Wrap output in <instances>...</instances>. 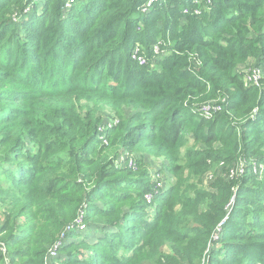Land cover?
I'll return each instance as SVG.
<instances>
[{
    "label": "trees",
    "instance_id": "16d2710c",
    "mask_svg": "<svg viewBox=\"0 0 264 264\" xmlns=\"http://www.w3.org/2000/svg\"><path fill=\"white\" fill-rule=\"evenodd\" d=\"M145 1L87 0L65 19L67 0L44 1L40 14L34 0H0V206H8L6 214L0 208V236L9 234L1 242L10 264H48L51 244L85 205L92 209L86 223L105 220L110 231L94 226L103 235L88 233L95 239L87 241L73 228L58 264H251L264 257L256 242L264 241V187L251 164L239 185L231 175L240 159L264 163V94L245 86L237 70L247 60L264 68V0H212L201 17L184 15L191 0H162L147 16L137 11ZM16 6L29 8L21 37ZM181 18L189 23L180 26ZM158 35L166 54L146 71L130 54ZM218 98L226 103L211 120L195 114ZM103 105L136 112L100 140ZM189 140L206 149L187 151L183 162L179 150ZM139 146L166 160L175 182L152 205L144 200L150 164L137 160L138 172L115 166ZM220 162L208 191L207 173ZM127 187L140 199L122 218L114 217L117 207L103 210L105 194L117 206L129 202L116 191ZM181 192L188 197L176 210ZM244 241H255L254 251Z\"/></svg>",
    "mask_w": 264,
    "mask_h": 264
},
{
    "label": "rangeland",
    "instance_id": "374dc122",
    "mask_svg": "<svg viewBox=\"0 0 264 264\" xmlns=\"http://www.w3.org/2000/svg\"><path fill=\"white\" fill-rule=\"evenodd\" d=\"M34 1L37 2V11H38V14H40V11L42 9H44V6H45L44 1L46 2V0H43V1L34 0ZM86 1L87 0H67V3L64 5L63 10H62L63 17L66 19V17L68 16V13H69L68 12L69 9H71L72 7H75L77 5H81V4L85 3ZM168 1L171 2L173 0H167L165 3H168ZM157 3H162V0H146L143 5H145L147 7L148 4H150V8H149L150 10L149 9L144 10L143 8H141L140 10H137V11H140L144 15L146 14L148 16ZM141 7H142V5H141ZM213 7H214V2L212 0H191V7L184 9V15H186V16L190 15L193 17H201L200 16L201 13H209V11H211L213 9ZM28 10H29V8H27L24 12H22L20 10L19 6L13 7V9H12V12L14 11V16L12 17V21L15 23V25L17 27H19L17 35H19L20 37L24 36L25 30H24L23 22L26 20L25 15L27 14ZM188 23H189L188 19L181 18L180 26L181 25H187ZM162 24H163L162 21L158 22V25H162ZM143 30H144V28H143V26H141L139 32H142ZM158 40L160 42H157V43H162L163 46H164L163 42L167 43V40L164 38L163 35L162 36L158 35V36L152 37L151 45L149 47H147L146 45H144L142 43H136L133 47L134 50L138 49L139 54L143 55L147 59V65L145 66L146 68H144L146 71H151V72L154 71L153 69L155 67L152 68V66L157 64L156 62L153 61L152 44ZM164 54H165V51H164ZM163 58H164V55H163ZM258 68L259 67L255 64V62L253 64V62L251 60H247L244 64L240 65L237 68V70L240 71L241 73H243L244 77L242 79L244 80L245 83H247V85H245V86L260 88V91L262 92L261 95H262V94H264V87H260L259 85H260V81L262 79H264V68H261V69H258ZM257 69L259 70V72L255 71ZM36 70L38 72H42L39 68H36ZM26 72H27V70H26ZM254 75L260 76V80L258 81L257 85H254L253 83L248 82V80H249L248 77H251ZM34 77L40 78V75H35ZM68 80H69V78H68ZM223 100L225 102L222 105L221 102ZM216 103H219V104L221 103L222 109H224V106L226 103V98H218ZM82 104L85 105L84 102ZM102 107L103 108L101 110V113H102V117H103L102 119L103 120H102V126L99 129V133L101 134L100 140L103 137H105V138L107 137L108 130L111 129L112 127H114L121 120L122 117L123 118L129 117L136 112V110L134 108H131V107H125L122 109H114V110L110 106H107V105H103ZM263 111H264V109H263ZM256 112H257V109L254 108L253 114L250 115L251 119L254 117ZM229 119H232V115L229 116ZM233 121H236V120H233ZM29 145L31 146V145H33V143L31 142V144H29ZM100 146L101 147H108L107 139L105 141H101ZM195 148H197V149L199 148L201 150L206 149V147L204 145H202L200 143L198 144L196 142L193 143L192 140H189V142H185L184 145L179 150V158L180 159L182 158L181 161H183V162L185 161V159H183V156L187 151L196 150ZM218 150H221V147H215L214 148V151H218ZM216 153H220L221 155H223L222 152H216ZM262 153L264 154V151ZM139 159H142L143 163L146 162V163L150 164L149 166L144 164V169L146 170V173L148 174L149 185L151 187V190L148 189V191L151 193L145 194L144 200H145L146 205H152V203H153L152 199H154V197L156 195H158L160 193H164L167 189L172 187L175 184V182L166 169V167H167L166 160H164V159L156 160V158L154 159L151 156V154L142 146L132 148L131 150L125 152L124 155L122 156V158H120L119 160H116L115 166L119 169H124V167L126 166V167L134 170V172H138L139 169H137V167H136V162ZM256 160L257 159H254V160L250 161L249 163H247L243 159H240L235 163L234 170H233L234 171L233 181L235 183H237V185H239L238 181H239L240 177L242 176V173L239 171V167H240V164L244 163L246 165L251 164L253 166V168L256 169V174H254L256 177L255 182L259 183L260 185H262L264 187V163L256 165L255 164ZM130 164H132V165H130ZM223 167L224 166L222 165L221 162L219 164H217L215 167H211L209 173H207V178H205L207 180L204 179L205 180L204 185L207 189L209 188L210 184H212L217 177H220L221 172L223 170ZM5 170H3V168L0 169V177L3 175V171H5ZM125 184H128V182H125ZM142 187H143V189H145L146 186H142ZM116 191H121L122 195H125L129 198H132V199L127 203H124V204L117 206L116 205L117 200H114V199H112L111 196H108L107 194H105L104 197H102V203H103V210H105V211L110 210L113 207H117L116 215L114 217H117L120 219V218H122V215H124L125 213L128 212V208L130 207V205L140 198H138V193L136 191L129 190L128 187L125 189L116 190ZM208 191H209V189H208ZM148 194L152 195L150 203H148L146 198H145V196ZM113 196L115 197L118 195L114 194ZM186 197H188V194L181 192L180 196L176 199V204H177L175 206L176 210L180 209L181 202L184 199H186ZM0 208H3V213L6 214V212L8 210V206L7 205H5L4 207L0 206ZM147 209L149 210V213H151L152 210H154V209H149V208H147ZM91 210L92 209H90V208L88 210L86 205L84 206L83 213H81L82 217H84L83 218L84 220L79 225V227L84 226V228L78 229V231H79L78 233H83V232L85 234L87 233L86 236L84 237V239L87 241H89V240L91 241V239H95V238H92L91 236H89L88 233H91V232L96 233L99 230V232L102 234V232H101V230H102L103 233L106 234L105 232L110 231V230L109 231L107 230V225H106L105 220L92 219V220H90V222L86 223L85 212L91 211ZM0 213H2V211ZM230 213H232V209L231 210L229 209V213L227 214V216L230 215ZM88 223H90L92 226H88L87 225ZM94 226H97L101 230L100 229L96 230V228H94ZM87 228H88V231H87ZM8 235L9 234H6L2 237L0 236V242L2 241V239H5L6 237H8ZM104 239H105V236H104ZM136 239L137 240L140 239L139 236H137ZM254 242L255 241H244V244H245V246H249L251 248V250L254 251V248H252V245ZM256 242L258 243L259 246H264L263 240H256ZM71 251H74V250H71ZM58 254H59V252H58ZM167 254L172 255V252L169 250V252ZM56 258L52 259L51 261L56 262L58 264V260L54 261ZM257 259L255 258L251 264H264V257L263 258H257ZM200 264H209V263H207V261H206L205 263L201 262ZM237 264H243V263H237Z\"/></svg>",
    "mask_w": 264,
    "mask_h": 264
},
{
    "label": "built area",
    "instance_id": "2783aa9c",
    "mask_svg": "<svg viewBox=\"0 0 264 264\" xmlns=\"http://www.w3.org/2000/svg\"><path fill=\"white\" fill-rule=\"evenodd\" d=\"M143 8L144 10H148L150 8V4H148V6L146 7L145 5H143L142 7H140V9ZM139 9V10H140ZM163 46L162 43H156L153 47H152V53H153V61L157 62L158 60L163 58L164 54V50L161 49V47ZM131 59L136 62L139 66H146L147 65V59L143 56L139 54L138 49H133L131 52ZM258 71L259 70H255ZM254 72V71H253ZM259 74V73H258ZM249 80L248 82L253 83L254 85L258 84V81L260 80V76L259 75H254L251 77H248ZM222 111V105L221 103H216V102H207L204 104H201L200 106L197 107V109L195 110V114H197L201 119L205 120V121H209L211 120L216 114L220 113ZM244 166L246 167V164H240L239 167V171L242 173ZM248 170V169H247ZM253 171L256 172V169L253 168ZM231 175H234V171L231 172ZM146 200L148 203L151 202V198L152 195L148 194L145 196ZM153 201V199H152ZM82 216H80L72 225L67 226L65 228V230L63 232H61L56 240L51 244L50 248L48 249L47 252V258L48 260H52L54 258H56L58 255V252L60 250V248L62 247L65 238L67 236L68 233H70L73 228H77V229H83L84 226L79 227V225L82 222ZM0 254H2L4 256V260L3 263L4 264H10L9 263V257H8V251L6 249V246L0 242Z\"/></svg>",
    "mask_w": 264,
    "mask_h": 264
},
{
    "label": "crops",
    "instance_id": "0c3cea01",
    "mask_svg": "<svg viewBox=\"0 0 264 264\" xmlns=\"http://www.w3.org/2000/svg\"><path fill=\"white\" fill-rule=\"evenodd\" d=\"M48 264H57V263L49 260Z\"/></svg>",
    "mask_w": 264,
    "mask_h": 264
}]
</instances>
